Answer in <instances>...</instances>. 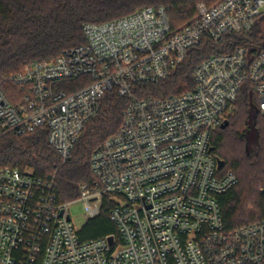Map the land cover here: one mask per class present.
Listing matches in <instances>:
<instances>
[{"label":"built area","instance_id":"1","mask_svg":"<svg viewBox=\"0 0 264 264\" xmlns=\"http://www.w3.org/2000/svg\"><path fill=\"white\" fill-rule=\"evenodd\" d=\"M263 5L200 2L178 29L164 7H146L86 24L83 44L3 77L19 91L0 87V138L45 127L62 164L108 92L131 101L117 133L93 153L94 180L80 186L78 200L90 220L107 197L115 234L81 241L68 212L72 203L58 202L54 177L0 169V264H264V217L225 229L217 197L238 179L222 171L212 145L215 131L236 113L243 83L264 116V45L254 53L236 46L203 60L191 91L133 97L135 88L168 79L202 39L221 45L229 34L249 33ZM77 79L83 86L68 92L65 85Z\"/></svg>","mask_w":264,"mask_h":264},{"label":"trees","instance_id":"2","mask_svg":"<svg viewBox=\"0 0 264 264\" xmlns=\"http://www.w3.org/2000/svg\"><path fill=\"white\" fill-rule=\"evenodd\" d=\"M213 0H0V87L15 93L19 89L1 82L3 77L19 73L31 61H50L64 50L84 43L83 27L129 16L146 7H164L172 29L189 23L196 14V5ZM264 32L257 24L247 34H229L225 42L215 45L207 38L191 49L187 59L168 79L159 85L135 88L134 98H167L193 90V71L208 57L227 53L236 46L249 47L252 53L263 47ZM82 85L77 79L65 85L72 92ZM251 86L242 84L237 95L236 113L212 139L213 152L223 163L222 171L233 172L238 183L217 197L224 226L232 231L254 224L264 217V116L254 110ZM131 99L108 92L98 115L90 120L64 164L47 143V129L40 127L29 135H7L0 138V169L30 170L39 177H54L60 203L80 199V186L93 180L90 160L96 149L114 136L121 125V113ZM258 133V147L251 152L247 138L251 117ZM245 127L244 131H240ZM112 207L107 197L99 216L87 221L79 232L81 241L115 234L109 219Z\"/></svg>","mask_w":264,"mask_h":264},{"label":"rangeland","instance_id":"3","mask_svg":"<svg viewBox=\"0 0 264 264\" xmlns=\"http://www.w3.org/2000/svg\"><path fill=\"white\" fill-rule=\"evenodd\" d=\"M260 13H261V15L259 16V18H257L256 24L264 32V5L261 8ZM254 110H256V109L254 108ZM253 118H254V116H252V119ZM250 123H252L251 120L248 121V126ZM244 130H245V127L240 128L241 132ZM246 146H247L246 149L250 152L252 150H255L259 146L258 145V133H257V131L250 130V132L248 133ZM68 212H69V215H70V218H71V221H72L74 228L77 231H81L88 221L86 218L87 214L85 211L84 202L78 201V202L72 203L68 207Z\"/></svg>","mask_w":264,"mask_h":264},{"label":"water","instance_id":"4","mask_svg":"<svg viewBox=\"0 0 264 264\" xmlns=\"http://www.w3.org/2000/svg\"><path fill=\"white\" fill-rule=\"evenodd\" d=\"M263 44H264V37H263ZM225 125H223L222 127H224ZM218 164H219V167H222L223 166V163L221 161H218ZM109 241L111 242L112 239L110 238Z\"/></svg>","mask_w":264,"mask_h":264},{"label":"flooded vegetation","instance_id":"5","mask_svg":"<svg viewBox=\"0 0 264 264\" xmlns=\"http://www.w3.org/2000/svg\"><path fill=\"white\" fill-rule=\"evenodd\" d=\"M250 120L252 121V117ZM249 127H250V129H249V132H250V130H253L252 123L249 124Z\"/></svg>","mask_w":264,"mask_h":264}]
</instances>
